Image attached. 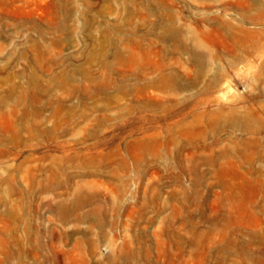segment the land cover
<instances>
[{"label":"rangeland","instance_id":"rangeland-1","mask_svg":"<svg viewBox=\"0 0 264 264\" xmlns=\"http://www.w3.org/2000/svg\"><path fill=\"white\" fill-rule=\"evenodd\" d=\"M0 264H264V0H0Z\"/></svg>","mask_w":264,"mask_h":264}]
</instances>
